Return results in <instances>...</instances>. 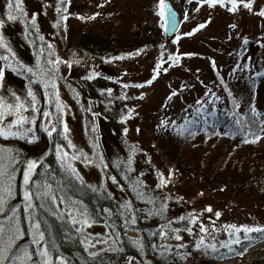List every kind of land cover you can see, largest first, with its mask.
I'll use <instances>...</instances> for the list:
<instances>
[{
  "label": "rangeland",
  "instance_id": "obj_1",
  "mask_svg": "<svg viewBox=\"0 0 264 264\" xmlns=\"http://www.w3.org/2000/svg\"><path fill=\"white\" fill-rule=\"evenodd\" d=\"M170 1L182 16L181 26L171 39L163 28L159 0H70L64 8L61 7L63 0H21V6L25 14V8L28 10L30 19L36 14L39 38L46 41V62L49 64L59 58L57 65L49 64V75L59 96L57 103L65 111V135L70 147L65 148L56 160L71 165L77 178L103 187V178L98 175L102 176L104 169L98 157H101L104 134L114 152L119 151L117 138L121 134L134 144L136 155L140 156L142 150L147 151L162 166V171L154 170L148 179L156 183L162 175L166 183L160 189L182 193L184 206L188 208L183 214L190 216L189 227L162 225L159 240L169 247H192L183 264H197L205 249L224 248L228 254L235 253L230 251L233 247L247 243L251 232L241 226L264 228V199L253 191L238 197L223 191L224 188L203 190L195 179L178 171L169 176L166 166L164 168L166 158L156 146V151L150 147H154L156 125L161 118L182 123L187 116L200 117V111L210 116L215 110H223V106L230 107L237 98L245 103V107L240 108L236 116L251 115L247 111L254 102L264 105V15L260 14L264 0H251L250 7H245L248 0H237L235 11L230 10V0L211 5L206 0L203 3L201 0ZM6 4L7 0H0V6ZM18 18L25 21L26 15ZM0 19L7 21L1 10ZM201 24L204 27H198ZM241 55L243 60L240 62ZM170 56L174 59L169 60ZM177 56L178 60L175 59ZM41 71L35 73L43 84ZM156 71L159 74H153ZM256 73L263 75L259 78L258 92L253 93L251 87L258 81L254 76ZM90 75L92 78L88 79ZM153 76L158 77L152 83H146ZM22 87L11 78L3 77L2 89L11 103L14 100L10 93H17L24 102L25 88ZM211 96L220 105H216ZM35 111L26 107L19 113L28 117L22 126L9 128L11 121L17 118L13 113L2 119L0 127L5 131L31 128L30 135L34 139L29 141L27 137V143L23 142L28 147L48 142L50 135L44 129H40L43 138H35L34 130L40 120ZM52 122L53 115L49 119L43 118V124L49 129ZM0 141L16 142L17 139L16 135L12 138L0 135ZM192 142L194 146L182 143L181 148L173 149L175 160L180 164L189 162V167L194 166L197 157H210L215 152L222 156L230 151L246 158L264 157V137L246 147L226 139ZM73 156L77 158L73 159ZM18 160L21 164L22 160ZM251 161L249 164L263 160ZM28 162L22 167L21 201L25 200V190L33 194L36 184V181L33 183L35 168L30 172L29 183L25 184ZM106 185L108 189L116 190L111 181ZM25 201L26 213L30 216L31 201ZM202 227L204 231H201ZM106 230L104 224L89 226L93 234L105 235ZM127 232L135 240L139 239L136 231ZM237 239L240 243H235ZM139 254L136 262H145L144 252ZM261 254V264H264V241L247 247L242 257L228 256L217 264H257L253 260ZM46 261L50 264L49 255ZM62 262L65 261L57 257L53 264ZM126 264L137 263L128 260Z\"/></svg>",
  "mask_w": 264,
  "mask_h": 264
},
{
  "label": "trees",
  "instance_id": "obj_2",
  "mask_svg": "<svg viewBox=\"0 0 264 264\" xmlns=\"http://www.w3.org/2000/svg\"><path fill=\"white\" fill-rule=\"evenodd\" d=\"M68 3L70 0H63L61 7L64 8ZM0 10L2 16L6 18L8 12L6 5L0 6ZM25 10L27 13L25 21L19 18L16 21H6L0 29L4 41L14 53L13 56L0 47V57H8L7 62L0 59V67L5 70V79L9 77L25 88L23 95L26 105L31 101V97L28 96L29 90L36 96L35 112L40 120L34 130L35 138L42 139L44 135L40 131V129L45 131L46 128L43 124L44 110L52 113V123L56 131L49 137L48 142L42 141L35 147L23 144V142L27 143V137L21 135H16V142L0 141V148L3 149L0 150V154L6 158L8 156L15 158V162L9 166L13 177L12 194L6 200L4 212H0V223L7 226L9 218L14 219L24 233L16 240L13 248L17 252L28 248L33 254L31 264H45L46 257L40 255L45 246L50 264H53L57 257H61L67 264H126L128 260L137 264H183L188 260L192 247L162 245L159 240L160 227L162 225L173 228L189 227L190 216L188 213L183 214L188 208L184 206L185 197L182 193L160 189L161 176L156 183L148 179L147 176L151 172L154 173V170L162 171V166L155 157L153 158L145 150H142L140 156L136 155L134 144L122 134L117 138L119 151L114 152L104 134L101 157H98L104 169L102 176L98 175L99 178H103L101 179L103 187L91 185L87 180L77 178L75 170L63 165L61 159L56 160L57 156H61L57 154V145L62 146L61 154L65 148L70 147L64 131L65 111L61 105L58 109L59 96L55 87L51 85L50 66L46 62L48 57L45 56L46 41L39 38V31L33 26L28 10L26 8ZM37 36L38 38H35ZM8 63L15 67L20 65L26 67L22 71H13L7 67ZM27 67H31L34 73L43 70L41 71L44 77L43 84L40 83L36 73L34 75L33 72L27 71ZM259 84L260 82L257 81L251 87L253 93L258 92ZM0 95L11 104L6 91L2 88ZM243 107L245 103L237 98L228 112L238 113ZM252 109H255V115ZM247 112L251 115L245 117L238 115L234 120L228 114H219L217 119L205 121L204 125H200V120L193 118L188 121L186 118L182 123H171L169 119L161 118L156 125L154 147L150 149L155 150L156 146L166 158L164 168L166 166L168 175L169 172L172 174L173 171H178L195 179L199 188L203 190L224 188L223 191L238 197L253 191L264 199V157L246 158L230 151L222 156L215 152L210 157L207 155L197 157L194 166L189 167V162L180 164L175 160L176 153H173L175 152L173 149L181 148L182 143L194 146L195 143L192 141L197 139H204L207 142L213 139H226L240 147L255 145L264 136V124H260V121H264V105L259 106L254 102ZM13 113H15L14 109L5 108L3 118ZM1 122L2 119L0 124ZM257 135L259 139L255 138ZM44 143L47 145L45 146ZM17 158L22 160L21 164ZM32 159L38 164L34 172L33 183L36 181V184L29 216L26 213L27 202L21 201L20 183L22 167ZM251 160L263 161L249 164ZM107 181H111L117 191L108 189ZM180 216L183 219H179ZM35 223H39V230L44 233V240L39 245L34 242L32 226ZM101 224L108 229L105 235L93 234L89 231V226ZM128 230L136 231L139 239L132 238ZM263 239L264 232L253 231L247 243H240L233 247L232 251L242 257L247 247ZM139 252H144L145 262L140 260L136 262V259L140 258ZM203 252L197 264H217L218 260L224 258L223 253L226 250L205 249ZM262 257V254L259 255L253 262L261 264ZM7 259L10 261L11 257Z\"/></svg>",
  "mask_w": 264,
  "mask_h": 264
},
{
  "label": "snow or ice",
  "instance_id": "obj_3",
  "mask_svg": "<svg viewBox=\"0 0 264 264\" xmlns=\"http://www.w3.org/2000/svg\"><path fill=\"white\" fill-rule=\"evenodd\" d=\"M201 2H205V0H201ZM207 3L211 4H216V3H221L223 4V0H206ZM232 7H231V11H235L236 9V3L237 0H230ZM251 5V0H248V4L245 5V7H250ZM6 7L8 9L7 12V21H16L18 19V17L24 16L26 15L23 11V8L21 6V0H7V4ZM168 9V5L165 3V0H159V5H158V10H159V14L160 17L164 20L165 24L168 23L167 17H166V10ZM261 15H264V9L261 10L260 12ZM62 19H66V17H62ZM32 20V24L33 26H35V22H36V14H33L31 17ZM5 20L4 19H0V29L3 28V25L5 24ZM198 27L202 28L204 27V24L199 25ZM193 31H196V29H193ZM184 35H191V33H185ZM177 39H179V36L177 37ZM0 47L6 49L10 54H12L14 56V53H12L11 48L8 46V44L4 41V37L2 32H0ZM184 55H192L191 53H185ZM0 59H4L6 62L8 60L7 56L4 57H0ZM174 59L172 56L169 57V60ZM176 60L179 59V57H175ZM37 63L39 64V58ZM59 63V58L57 57V59L55 61H49L50 65H57ZM214 63V62H213ZM7 67L11 68L13 71H22L26 66L24 65H20L19 67H15L13 66V64L8 63ZM157 68H159V64L157 65ZM167 69H165L166 71ZM4 68L0 67V88L3 87V77H4ZM27 71L28 72H33V74L35 75L33 69L31 67H27ZM49 71H51V69H49ZM93 75H96L95 73ZM92 76L90 75L88 77V79H91ZM155 77H153L154 79ZM152 81H146V83H151ZM45 87L47 88V85H45ZM53 87H55V83L53 82ZM109 92H111V89L108 90ZM47 94V93H45ZM10 95L13 97L14 103H7V100L4 96L0 95V119H3L4 116V109L7 108L8 110H15V113L17 114V118L13 119L9 125V128H11L12 126H22L25 122L28 121V117L24 116V115H19V113L24 110L26 107H32L33 110H36V105H37V100H36V96L35 94L29 90L28 92V96L31 97V101L26 105L25 102L21 101L20 97L16 96L15 93H10ZM143 95V94H141ZM58 109L60 108V105H57ZM131 111V110H130ZM253 114L255 115V109H252ZM52 115V113H50L48 110H44L43 111V116L45 118H48ZM121 119H124V117H121ZM35 120V116L32 117V121ZM57 120H59V117H57ZM237 123H239V121H237ZM260 124H264V121H260ZM45 130L48 132V135H52L53 132L56 131V127L53 125L50 129L49 128H45ZM64 130L65 132L67 131V125H64ZM127 131V129H125V132ZM32 132L31 128H28L24 131H5L2 127H0V135H4V136H12V135H21V136H26L28 137L29 141H31L32 139H34L33 136L30 135V133ZM225 135H227V133H224ZM256 139H259V135H257L255 137ZM74 147V145H73ZM61 149L62 146L61 145H57V154L61 155ZM66 155V153H65ZM76 156H73V159H76ZM14 157L12 156H8L7 158L4 157L2 154H0V212H4L5 210V204H6V200L9 196H11V182H12V173L9 171V166L10 164L14 163ZM90 162V161H89ZM37 162L36 161H29L28 162V167L25 170L24 173V181L25 184L27 185L29 183V179H30V172L36 167ZM69 167H71V165H69ZM171 175V172H169V176ZM113 179H115L113 177ZM166 183V181L164 180L163 176L161 175V184ZM160 185H157V187H159ZM24 197L25 200L27 201H31L32 199V193L29 190H25L24 192ZM55 199V197H53ZM209 211H211V208L209 206ZM14 212V210H13ZM216 215H219V212L216 213ZM183 219V218H181ZM193 221L195 220V218H192ZM133 222H135L133 220ZM33 232H34V242L36 244H40L41 241L44 240V233L41 232L39 230L40 225L39 223H35L33 224ZM231 227H235V226H231ZM242 228H244V230L246 232H264V228H249L247 226H241ZM191 229H189L190 231ZM201 231H204L203 227L201 228ZM237 231H239V229H237ZM24 233L22 232L20 226L18 223H16L14 221V219L9 218V223L6 226L3 223H0V264H31V259H32V252L28 249L25 248L23 250H21L20 252H17L16 249L13 248V245H15L16 240L22 236ZM161 235H164L163 232H161ZM38 237V239L36 238ZM203 239V238H201ZM235 243H240L239 239L235 240ZM197 247H199V244L197 245ZM41 257H48V251H47V246L44 247V249L40 252ZM11 257V260L9 261L7 258ZM45 264H48L47 261H45ZM62 264H66V262H62Z\"/></svg>",
  "mask_w": 264,
  "mask_h": 264
},
{
  "label": "water",
  "instance_id": "obj_4",
  "mask_svg": "<svg viewBox=\"0 0 264 264\" xmlns=\"http://www.w3.org/2000/svg\"><path fill=\"white\" fill-rule=\"evenodd\" d=\"M165 3L168 5V9L166 10V17H167L168 23L165 24V31L167 33L168 39L169 38L171 39L180 27L181 17H180L179 12L173 6L170 0H166Z\"/></svg>",
  "mask_w": 264,
  "mask_h": 264
}]
</instances>
